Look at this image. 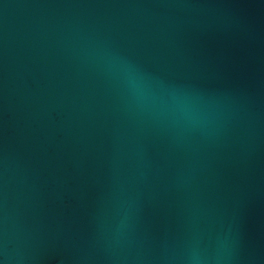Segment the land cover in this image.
<instances>
[{
    "label": "water",
    "instance_id": "obj_1",
    "mask_svg": "<svg viewBox=\"0 0 264 264\" xmlns=\"http://www.w3.org/2000/svg\"><path fill=\"white\" fill-rule=\"evenodd\" d=\"M0 264H264V0H0Z\"/></svg>",
    "mask_w": 264,
    "mask_h": 264
}]
</instances>
